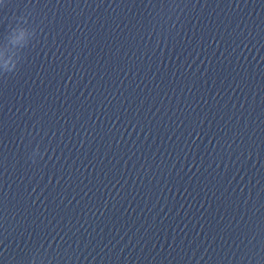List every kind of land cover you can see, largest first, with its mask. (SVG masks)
I'll return each instance as SVG.
<instances>
[{
  "label": "water",
  "instance_id": "95a60500",
  "mask_svg": "<svg viewBox=\"0 0 264 264\" xmlns=\"http://www.w3.org/2000/svg\"><path fill=\"white\" fill-rule=\"evenodd\" d=\"M55 264H264V0H70Z\"/></svg>",
  "mask_w": 264,
  "mask_h": 264
}]
</instances>
